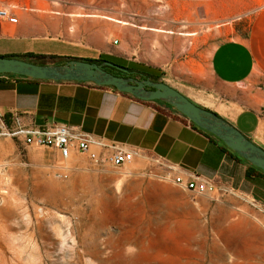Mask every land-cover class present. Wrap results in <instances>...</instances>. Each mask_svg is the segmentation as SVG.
<instances>
[{"label": "crops", "instance_id": "1", "mask_svg": "<svg viewBox=\"0 0 264 264\" xmlns=\"http://www.w3.org/2000/svg\"><path fill=\"white\" fill-rule=\"evenodd\" d=\"M181 21L177 0H138L132 7L50 0V10L22 8L15 23L0 22V56L103 59L140 78L159 76L264 148V6L245 35L210 48L208 42L194 43L195 32L181 31ZM0 112L7 124L15 112L26 126L65 123L106 144L137 148L142 165L148 164L146 172L196 173L264 210V173L160 100H142L89 81L0 74ZM49 155L52 151L42 148L43 163ZM181 226L190 227L194 236L198 231L194 224Z\"/></svg>", "mask_w": 264, "mask_h": 264}, {"label": "rangeland", "instance_id": "2", "mask_svg": "<svg viewBox=\"0 0 264 264\" xmlns=\"http://www.w3.org/2000/svg\"><path fill=\"white\" fill-rule=\"evenodd\" d=\"M7 1L16 13L50 10V0ZM102 2L132 7L138 0ZM177 6L180 30L195 32L194 43L208 42L210 48L245 35L264 0H177ZM41 150L0 136V264H148L142 246L150 241L155 247L160 235L176 234L185 222L198 231L192 253H183L179 264H264V210L255 202L220 190L184 191L146 172L147 163L95 166L82 154L74 156L68 176L58 179L42 162ZM130 234L142 246L119 240ZM138 251L139 261L131 263Z\"/></svg>", "mask_w": 264, "mask_h": 264}, {"label": "water", "instance_id": "3", "mask_svg": "<svg viewBox=\"0 0 264 264\" xmlns=\"http://www.w3.org/2000/svg\"><path fill=\"white\" fill-rule=\"evenodd\" d=\"M83 59H69L64 63H35L24 58L0 56V74H16L35 79L89 81L101 86H112L142 100H160L174 107L199 128L220 139L228 148L264 172V148L250 140L229 121L203 107L164 81L148 77L129 76L126 68L115 75L104 66H114Z\"/></svg>", "mask_w": 264, "mask_h": 264}, {"label": "built area", "instance_id": "4", "mask_svg": "<svg viewBox=\"0 0 264 264\" xmlns=\"http://www.w3.org/2000/svg\"><path fill=\"white\" fill-rule=\"evenodd\" d=\"M14 7L0 4V22L15 23L17 13ZM0 136H8L24 145H36L49 151L47 166L54 169V176L64 179L74 167L73 158L78 154L85 155L89 161L98 166L107 162L114 168H131L142 165L143 154L137 148H127L119 143L106 144L102 138L91 133L84 132L65 123H46L44 125L26 126L22 122V116L18 113L11 114V122L7 124L5 116L0 112ZM159 180L172 183L184 191L195 194H206L213 191H224L227 188L218 186L211 179L196 173L188 176L176 175L170 177L162 174H153Z\"/></svg>", "mask_w": 264, "mask_h": 264}, {"label": "bare ground", "instance_id": "5", "mask_svg": "<svg viewBox=\"0 0 264 264\" xmlns=\"http://www.w3.org/2000/svg\"><path fill=\"white\" fill-rule=\"evenodd\" d=\"M178 228V229H177ZM176 234H172L169 236H162L160 235L155 241L156 246L154 247L153 244L148 242L146 246H142L143 241L139 239L134 234H130L129 236H120L119 240L122 243L126 242H135L140 244L145 251V255L148 258V264H179L180 257L183 253L190 254L192 250L190 249L193 243L195 242V236L192 229L189 227L185 228L181 225L176 227ZM153 234V233H152ZM160 234V233H159ZM184 235V238L182 236ZM185 242L183 245L182 242ZM141 247V248H142ZM97 251L93 253L96 254ZM139 257H141V252L138 251L133 253L130 257V262H138ZM158 258V259H157ZM106 262V261H105ZM155 262V263H154ZM157 262V263H156Z\"/></svg>", "mask_w": 264, "mask_h": 264}, {"label": "trees", "instance_id": "6", "mask_svg": "<svg viewBox=\"0 0 264 264\" xmlns=\"http://www.w3.org/2000/svg\"><path fill=\"white\" fill-rule=\"evenodd\" d=\"M19 58H24L26 60H29V61H32V62H35V63H40V64H44V63H58V64H61V63H64L66 62L67 60H60L58 58H54V57H49L50 61H47L45 60V56H39V55H24V56H18ZM87 61H92V62H97V63H102L103 59H98V60H87ZM104 68L108 71H110L111 73L115 74V75H122L123 73L121 72V69L120 68H125L123 66H119V65H114V66H104ZM128 69V68H126ZM129 70V69H128ZM144 77H148L150 79H153V80H159V76H156V75H151V74H146L144 75ZM114 88V87H113ZM116 89V88H115ZM194 124V123H193ZM195 125V124H194ZM226 146V145H225ZM227 147V146H226ZM234 152V151H232ZM234 154H236V156H238L241 160H244V161H247L245 160L244 158H242L241 156H239L237 153L234 152ZM248 162V161H247ZM251 167L253 168H257L259 169L258 167L250 164ZM261 170V169H260ZM262 171V170H261ZM263 172V171H262ZM264 173V172H263Z\"/></svg>", "mask_w": 264, "mask_h": 264}, {"label": "flooded vegetation", "instance_id": "7", "mask_svg": "<svg viewBox=\"0 0 264 264\" xmlns=\"http://www.w3.org/2000/svg\"><path fill=\"white\" fill-rule=\"evenodd\" d=\"M128 71H130L131 73L129 74V76H134V77H138V78H140L139 77V75H137L135 72H133V71H131V70H128ZM122 72V71H121ZM123 73V72H122ZM142 77V76H141Z\"/></svg>", "mask_w": 264, "mask_h": 264}]
</instances>
